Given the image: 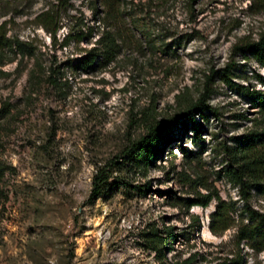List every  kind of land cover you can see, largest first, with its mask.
I'll return each mask as SVG.
<instances>
[{"label": "rangeland", "instance_id": "obj_1", "mask_svg": "<svg viewBox=\"0 0 264 264\" xmlns=\"http://www.w3.org/2000/svg\"><path fill=\"white\" fill-rule=\"evenodd\" d=\"M250 3L120 0L124 42L111 61L84 72L74 62L101 29L89 0H0L5 36L29 40L0 49V264H179L192 252L190 264L233 253L240 264H264V250L235 242V226L209 231L214 198L186 205L207 189L232 200L234 216L243 204L221 171L226 156L217 142L233 145L258 113L242 92L204 75L230 59L234 82L261 87L256 74L264 76V66L231 50L236 37L264 28V9ZM51 4L54 39L33 19ZM82 22L93 25L91 35L62 45V34ZM52 67L56 83L47 79ZM205 82L208 106L203 117L194 113L199 135L187 122L166 129L168 140L150 161L124 153L147 124L179 111ZM97 169L108 183L93 198ZM250 192L249 204L262 210L264 199Z\"/></svg>", "mask_w": 264, "mask_h": 264}, {"label": "trees", "instance_id": "obj_2", "mask_svg": "<svg viewBox=\"0 0 264 264\" xmlns=\"http://www.w3.org/2000/svg\"><path fill=\"white\" fill-rule=\"evenodd\" d=\"M132 1V0H130ZM255 9H264V0H251ZM94 17L101 25V29L93 37V45L88 48H82L84 53L80 55L74 62V67L81 71L87 72L94 64H105L111 61L119 52L124 39L120 40V34L117 30L120 16V0H89V4ZM53 4L38 11L33 16L34 21L41 25L49 35L54 39L55 31L59 27V22L54 13ZM5 19L0 21V49L9 46L10 41L13 44H29V40H12L5 36ZM97 27V26H96ZM97 29V28H96ZM93 32V25L82 22L77 29H67L62 34L60 43L68 44L70 41L77 43L81 37L90 36ZM136 45H139L136 44ZM233 53H238L242 58L250 56L260 66H264V28L253 37L249 32L242 34L233 41L231 45ZM98 57H100L98 59ZM232 64L230 59L226 60L222 66L216 68L210 67L205 73V81L210 80L213 76L225 82L228 86L236 88L242 92L255 108L257 117L254 118V126L248 128L240 135L233 137L234 144L229 145L225 142H217L219 148L226 156V163L222 166L221 171L227 181L236 187L238 196L242 199L243 204L238 212V216L232 214L234 202L220 197L216 190L207 189L205 193H198L193 199H188L186 205L198 204L206 206L209 201L214 198L215 205L209 212L207 227L213 234H221L224 230L231 226H235L233 238L235 242L243 240L249 247L254 250H264V208L262 210L254 208L249 204L251 190H254L264 199V76L256 74V79L261 87H255L248 84H239L232 80ZM57 68L52 67L48 71L47 79L50 83H56ZM211 92V85L205 82L204 88L199 92L196 98L190 99L179 111L173 114L154 120L146 126V132L135 140L123 151L128 156L141 157L150 161L161 147L168 140L165 134L166 129H171L177 125L185 126L189 122V127L193 133L199 135L203 129L202 123L195 119L194 113L204 116V110L207 108L206 99ZM176 97L179 94L175 95ZM4 112L0 108V115ZM182 152L186 151L184 147L178 145ZM186 154V153H185ZM1 174V166H0ZM108 173L105 171L95 170L92 179L89 194L95 198L102 195L107 185ZM142 190L139 185H135ZM153 233H157V228H152ZM165 235L175 236L172 232V226L167 224L164 226ZM168 248L171 246L167 245ZM163 249L157 250L158 255L163 256ZM195 258V252L180 260L179 264H190ZM240 264L241 257L233 253L232 256L225 260H219L210 264Z\"/></svg>", "mask_w": 264, "mask_h": 264}]
</instances>
